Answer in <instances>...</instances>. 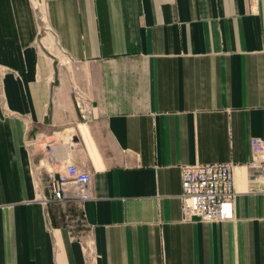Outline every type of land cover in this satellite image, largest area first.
Masks as SVG:
<instances>
[{
	"label": "crops",
	"instance_id": "obj_1",
	"mask_svg": "<svg viewBox=\"0 0 264 264\" xmlns=\"http://www.w3.org/2000/svg\"><path fill=\"white\" fill-rule=\"evenodd\" d=\"M44 1L47 31L0 0V264H264V0ZM71 163L91 198L45 204ZM205 164L234 166L231 220H184Z\"/></svg>",
	"mask_w": 264,
	"mask_h": 264
},
{
	"label": "built area",
	"instance_id": "obj_2",
	"mask_svg": "<svg viewBox=\"0 0 264 264\" xmlns=\"http://www.w3.org/2000/svg\"><path fill=\"white\" fill-rule=\"evenodd\" d=\"M35 13L40 15L45 25V1L30 0ZM47 31V30H46ZM76 106L84 121L92 117V108L81 96L76 97ZM252 160L250 167L256 170L254 181L257 183L253 192L264 193V140L253 138L251 141ZM53 148L49 147L47 160L53 161ZM182 202L184 220L191 222L195 218L201 222H224L234 217V201L237 195L234 166L231 164H205L183 166ZM92 176L82 171L75 164H68L59 175L50 174L48 192L44 197L49 202H64L69 186H74L80 200L91 198L90 183Z\"/></svg>",
	"mask_w": 264,
	"mask_h": 264
}]
</instances>
